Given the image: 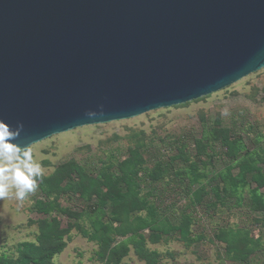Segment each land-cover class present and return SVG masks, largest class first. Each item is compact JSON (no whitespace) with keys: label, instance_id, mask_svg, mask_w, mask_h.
<instances>
[{"label":"rangeland","instance_id":"rangeland-1","mask_svg":"<svg viewBox=\"0 0 264 264\" xmlns=\"http://www.w3.org/2000/svg\"><path fill=\"white\" fill-rule=\"evenodd\" d=\"M29 148L43 178L0 200V264H264V68Z\"/></svg>","mask_w":264,"mask_h":264},{"label":"water","instance_id":"water-1","mask_svg":"<svg viewBox=\"0 0 264 264\" xmlns=\"http://www.w3.org/2000/svg\"><path fill=\"white\" fill-rule=\"evenodd\" d=\"M262 68L264 0H0V120L22 147Z\"/></svg>","mask_w":264,"mask_h":264},{"label":"clouds","instance_id":"clouds-1","mask_svg":"<svg viewBox=\"0 0 264 264\" xmlns=\"http://www.w3.org/2000/svg\"><path fill=\"white\" fill-rule=\"evenodd\" d=\"M89 116L96 113L89 112ZM23 124L12 129L0 120V200L14 197L23 202L38 187L43 178V169L28 146L14 142L20 135Z\"/></svg>","mask_w":264,"mask_h":264},{"label":"trees","instance_id":"trees-1","mask_svg":"<svg viewBox=\"0 0 264 264\" xmlns=\"http://www.w3.org/2000/svg\"><path fill=\"white\" fill-rule=\"evenodd\" d=\"M262 179V176H258ZM56 253V248H44L42 250V258L39 264H49L50 258Z\"/></svg>","mask_w":264,"mask_h":264}]
</instances>
